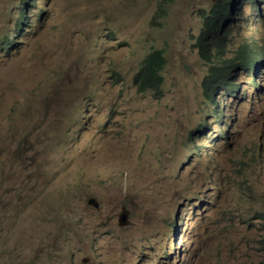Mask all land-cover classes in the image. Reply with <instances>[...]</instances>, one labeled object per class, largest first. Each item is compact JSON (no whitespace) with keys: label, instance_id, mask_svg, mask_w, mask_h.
<instances>
[{"label":"rangeland","instance_id":"374dc122","mask_svg":"<svg viewBox=\"0 0 264 264\" xmlns=\"http://www.w3.org/2000/svg\"><path fill=\"white\" fill-rule=\"evenodd\" d=\"M160 1L34 0L17 47L4 50L22 3L0 0V264L188 263L170 255L184 229L179 201L199 203L210 177L194 155L183 162L191 175L170 164L189 150L183 124L197 119L190 43L208 0H179L159 25ZM152 44L170 60L161 102L129 86ZM208 202L201 232L239 253L232 264L263 259L251 239L264 226L228 211L223 227ZM198 242L192 264H215Z\"/></svg>","mask_w":264,"mask_h":264},{"label":"clouds","instance_id":"9594fccd","mask_svg":"<svg viewBox=\"0 0 264 264\" xmlns=\"http://www.w3.org/2000/svg\"><path fill=\"white\" fill-rule=\"evenodd\" d=\"M178 1L161 0L154 22L160 25L164 21L157 19L164 20L169 11L179 10ZM21 3L13 33L2 40L4 50L17 44L14 32H22L29 26L26 20L34 0H20ZM196 19L198 26L191 36L190 51L199 82L197 119L183 124L186 129L183 143L189 150L184 148L177 162L175 159L171 162L170 171L191 175L189 166L183 162L194 155L198 167L210 177L203 181L205 189L199 196L209 199L204 208L212 212L210 217L221 221L223 227L232 228L223 219L232 211L241 220L264 226V0H208V6ZM20 21L22 28L18 29ZM145 53L129 86L136 95L152 93L150 97L161 102L165 97L164 72L170 62L166 45L152 44ZM90 200L89 204L98 207L95 199ZM191 202L192 205L183 198L179 201L184 229L179 231L180 243L177 240L172 243L171 257L185 254L187 264H192L191 238L199 234L196 253L206 251L215 264H232V258L239 253L232 251L215 232H201L199 203ZM187 208L190 217L186 215ZM121 215L120 223L126 225L127 215L122 221ZM251 241L257 244V253L261 252L263 257L256 264H264V233Z\"/></svg>","mask_w":264,"mask_h":264},{"label":"water","instance_id":"95a60500","mask_svg":"<svg viewBox=\"0 0 264 264\" xmlns=\"http://www.w3.org/2000/svg\"><path fill=\"white\" fill-rule=\"evenodd\" d=\"M89 202H90V203H94L95 205H97V203H96V202H94L93 200H90ZM124 215H125V214H122V215H121V221L123 220V218H124Z\"/></svg>","mask_w":264,"mask_h":264},{"label":"trees","instance_id":"16d2710c","mask_svg":"<svg viewBox=\"0 0 264 264\" xmlns=\"http://www.w3.org/2000/svg\"><path fill=\"white\" fill-rule=\"evenodd\" d=\"M22 28V21H20V23H18V29Z\"/></svg>","mask_w":264,"mask_h":264},{"label":"bare ground","instance_id":"6f19581e","mask_svg":"<svg viewBox=\"0 0 264 264\" xmlns=\"http://www.w3.org/2000/svg\"><path fill=\"white\" fill-rule=\"evenodd\" d=\"M186 236H184V239H185Z\"/></svg>","mask_w":264,"mask_h":264}]
</instances>
